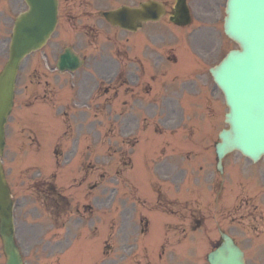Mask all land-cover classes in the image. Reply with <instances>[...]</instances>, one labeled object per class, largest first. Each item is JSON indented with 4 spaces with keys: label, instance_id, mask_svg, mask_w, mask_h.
I'll return each instance as SVG.
<instances>
[{
    "label": "rangeland",
    "instance_id": "rangeland-1",
    "mask_svg": "<svg viewBox=\"0 0 264 264\" xmlns=\"http://www.w3.org/2000/svg\"><path fill=\"white\" fill-rule=\"evenodd\" d=\"M86 1L85 8L89 9L88 5L91 3H88V0ZM140 0H109L103 4L100 8H107V7H115L120 3L124 2H138ZM168 4L173 3V0H165ZM200 0H194L195 10L194 15L196 16V20L193 21V24L188 27H182V26H176V25H170L168 18H164L160 24H156L153 26H147L146 29L149 30V33L147 30H143L140 32L136 38L138 41H141L145 39L143 51L140 52V55L143 57L142 65L147 70H151L153 68L154 61L158 62L160 59L161 51L165 49V55L169 54L172 60H177V55L179 60L175 63H172L170 65V68H168V71L171 69L172 72L176 73L179 76L177 81L174 82V85L177 87H181L183 85V78H191L190 76H186L188 73H190V67L194 64V60L191 59V56L195 58V60L198 61V64L194 65V68L192 69L193 72H196L197 70H207L214 64H216L222 56L227 52L228 49L235 47V44L229 40L224 32L222 27V21L224 16L223 11V2L224 0H217L218 3L221 5V7H215V10L210 9V7L205 6L207 2L210 3L216 2V0H205V2H199ZM63 2V12L61 17V23L53 35V38L50 42L49 47L47 50L43 52L36 53L32 55L21 68V72L19 75V80L17 84V96H16V111L14 113L13 119L11 124L8 126L7 129V136L9 137V146L7 154L5 155V166L7 170L12 169L13 172L18 173L17 181L13 180V190L15 191V195L17 198H19L20 202L24 201L25 203V211H22L21 208H18V219L21 218L22 220H25L26 223L23 224L22 228V222L19 221L18 227L21 228V231L18 233V241H21L23 244L24 252H25V258L27 264H46L47 259H52L49 264H54L56 261H60V258L57 259L56 256L59 254L61 255V247L60 246H53V247H47L44 250H42L45 247V244L42 243L43 238H45L46 244L48 242L54 244L51 242L52 240L55 241V237H59L61 235V232L58 227L55 228V225L53 224V220L55 217H51V215L47 214V211H45L44 208H36L38 210H33L31 203L35 201V197L32 198V195L29 191H27V186L30 185L29 178L26 176V172H24V169L29 165V162H26L25 160L17 159V155L20 154V150L17 151L15 155V162L12 165L11 164V158L13 154V148L14 146L22 145L23 140L24 144H26V140L23 136L20 137L19 141H16L17 138L20 135H25L27 133V128L24 127L26 125V122H23L25 113L30 110V108L33 107L35 103H42L48 101L47 99L52 98L53 100H60L64 105L68 104L70 99L73 97L72 90L73 88H77V83H75L74 78L80 77L83 71H80L76 75L72 74H59L54 73L53 71H50V69L47 67L45 68V61L47 60L50 65H53L56 62V59L58 57V54L62 51L64 46L72 43L76 49L81 50L82 54H94V53H106V54H114L117 57L120 56L121 52L125 49V41L124 38L121 41H118L116 43L111 42V36H114L113 31H110L106 23H98L95 21V15L99 16L97 13H77V3L75 0H62ZM88 3V4H87ZM203 3L204 6H203ZM211 4V5H212ZM199 5V8H198ZM26 8L25 3L23 0H0V10L2 11V15H0V70L4 63L7 60L8 57V44H9V38L10 33L12 30V21L14 20L15 16L22 10ZM214 8V6H213ZM83 14L91 15L94 17L93 21L95 22H88L87 18H82L81 16ZM74 15L76 17H74ZM205 16V17H203ZM5 19L7 24H4L2 19ZM95 27L98 31L101 32L99 35L91 36L90 33L86 35L84 34L83 30L88 29V27ZM158 27L159 30L154 31L151 35L150 32H152V29L149 28ZM161 30V31H160ZM192 32V33H191ZM191 33V34H190ZM148 35V36H147ZM191 35V36H190ZM110 36V38L108 37ZM126 36V35H125ZM153 42L154 44H152ZM132 49H139L141 48V45H132L130 44ZM155 45L156 50L152 49V46ZM181 47H183L181 49ZM177 48H179L180 53L177 54ZM220 48V49H219ZM163 49V50H162ZM146 52V53H144ZM132 55V51H130ZM191 56H190V55ZM166 57V56H165ZM164 61V57H163ZM168 64V63H167ZM139 67H141L140 64H138ZM166 65V63H164ZM52 67V68H53ZM131 68L135 69V65L130 66ZM160 67H163V64L160 65ZM91 69L92 68V61L90 60V66L88 64L84 69ZM156 71L159 70V67H155ZM158 73V72H156ZM94 79H100V77L96 76ZM79 80V79H78ZM94 82V80L92 79ZM120 81V80H119ZM117 81V84H122V82ZM195 81L199 83L200 87L202 88V85H205L207 88H204L203 90L208 93H205L203 91V94L201 91L198 90L196 87H191L192 90L190 92V106L182 104V108L184 111V116L186 117V122H195L194 125H197V127H194V135L197 139V142L195 143V140L192 138L191 143L199 144V145H205V141L211 140L213 138V133H215V139L212 141H217L216 134L218 131L225 127V123L223 121L224 114L227 111V107L224 101V97L221 93V91L217 88H215L214 82L211 78V75L207 72L206 74L201 71V76L197 75L195 78ZM209 86V87H208ZM47 87V89H45ZM214 87V89H213ZM72 88V90H71ZM138 91V88H135ZM141 89V88H140ZM65 91H69L67 95H63ZM214 91V95L212 94ZM47 99H46V94ZM206 94V95H205ZM183 95V94H182ZM204 96L203 104L206 111V116H200L199 110L196 108H193V101L191 97L195 100H198V98L201 100V98ZM51 99V100H52ZM119 100V97L117 101ZM183 100V99H182ZM198 103V102H197ZM173 104V102H172ZM180 104L175 103V113L177 121L181 118L183 115L181 113L182 109H178ZM38 109H40L42 113V117L44 118L45 122L48 124L49 122L52 124L56 123V118L53 115L52 111H47L46 107L37 106ZM35 109V108H34ZM133 111L136 110V108L132 109ZM35 112H38L37 109H35ZM56 112V109H55ZM32 113V112H31ZM32 115V114H31ZM114 116V114H112ZM38 122L41 121V118H36ZM211 120V121H209ZM30 121H34V119L30 116ZM19 124V126H18ZM40 125V124H39ZM185 125L182 126L180 130H178L177 135H180L182 131H186ZM115 132H117L115 130ZM116 136L115 134H113ZM117 137V136H116ZM152 137V136H151ZM187 136L183 134V139H185ZM186 140V139H185ZM187 141V140H186ZM188 142V141H187ZM188 144L187 146L178 147L182 148L183 150H190L189 147L195 148L193 144ZM118 144V142H117ZM209 144V143H208ZM180 146V144H179ZM209 149L212 150L213 146L208 145ZM120 148L119 145L115 146ZM51 148V146H50ZM201 153H205L204 150L200 151ZM112 153V152H111ZM24 154V152L22 153ZM234 155L231 156V158H235L234 161H240L243 165L247 166H253L247 159H244L241 157L238 153H233ZM214 156L213 152H207L202 157L198 158V162L196 164H207V165H213L211 159ZM112 161H119L117 158L113 157L112 154ZM102 160L96 161V172H95V179L99 178L98 172H100L99 167L101 168V171L103 170ZM176 168L174 169L175 175H179L178 169L179 167H182L184 169L185 165H182L179 163V161L176 160ZM12 165V166H11ZM215 165V162H214ZM260 166L264 167V158H262V161L259 163ZM188 166V165H187ZM190 168V167H189ZM239 166L234 164L232 161H226L225 164V170L227 174L228 182L230 183L229 186L226 184L225 186V193L223 197V201L219 206H203L202 208L205 211L204 217L207 220V223L212 225L211 218L215 216L216 219L220 220L222 225L227 228L228 230H231L236 233L239 241L241 244L246 247L247 249V255H248V263L249 264H264L263 257L258 254V249L262 250L264 248V217L261 218V221L258 220L253 214H251L250 209H247V205H241L239 207L238 204H240L241 200L243 198H250L252 196L251 189L249 190V186L253 184L254 181H256V178L249 177L250 173L246 175L245 177H241L240 180H235V178L239 174ZM191 174L193 177L196 175L195 169H190ZM261 171L263 168L260 169ZM129 171V172H127ZM126 175L130 177L135 182H142L147 183L145 181L146 178V172L144 168H141L140 164H137L133 169L127 170ZM210 175L208 177V172L203 173L202 180H204L206 183V186L211 185L212 182L215 180H218V174L215 173L214 168L212 167L210 169ZM189 174H185V180L188 177ZM208 177V179H207ZM253 179V181L247 182V178ZM235 180V181H234ZM197 180H194L196 182ZM234 181V182H233ZM23 182L25 186L23 185ZM185 182V181H184ZM183 181L179 182L181 185L178 187L182 188ZM178 184V183H176ZM234 184L236 188H234ZM138 190L143 193L144 195H149V188L141 185L140 183H137ZM230 185H232V188L230 189ZM203 188V187H201ZM210 190V189H209ZM177 192H180L179 190H176ZM212 191V188H211ZM236 191V192H235ZM109 192V190H108ZM108 192L106 194H108ZM233 192L235 194H233ZM83 197L82 201H86L87 198ZM185 189L182 190L181 197L184 198L186 196L194 198V194H185ZM232 193L230 196H227V194ZM256 193V190L253 192ZM101 196L105 195L104 193H100ZM211 193L210 195H212ZM203 195L207 196V190L206 187L203 190ZM214 195V194H213ZM212 195V196H213ZM227 196V197H226ZM150 198H153V196H150ZM192 198V199H193ZM210 198V197H209ZM214 199V198H213ZM154 199H151V202L153 203ZM40 202V201H39ZM41 203V202H40ZM199 203V202H198ZM254 204L259 206L258 209V215L260 213L264 216V206H260L259 202L257 200L254 201ZM101 211L105 209L104 204L100 205ZM179 209H177V212L181 213V215L189 214L186 209H183V206H177ZM192 209L195 211L199 210L200 205L194 204L191 205ZM115 208V209H114ZM240 208V210H238ZM113 212L118 213V210H116V206L113 207ZM112 210V206H111ZM166 210V208H165ZM146 212H149V209L145 210ZM167 211V210H166ZM27 212V214L30 215L27 218L28 221H26L25 216H23L21 213ZM112 212V213H113ZM141 212V210H140ZM170 212V211H168ZM202 212V211H201ZM200 212V213H201ZM42 213L46 216L43 218L41 217ZM98 214V212H96ZM199 214V213H196ZM202 214V213H201ZM119 215V214H118ZM141 213L136 215V219L141 218ZM53 219V220H52ZM117 219L120 221V217L117 216ZM102 222L103 220L100 219ZM187 222L189 220H184L182 222L181 226L188 227ZM42 224L44 225L45 231L41 233ZM81 224V223H80ZM119 222L116 220H112L111 218V239H107L104 243V253L106 261L102 264H144L145 260L142 259V256L140 254H137V260H131L132 258L128 256V253L125 251L128 244L127 243H134L132 236L134 234L132 227L126 230L125 227L121 230V227L119 228ZM152 233L149 236L143 237L141 240V245L144 247H147L148 250H151L154 244L158 241L161 233V227L158 222V218L154 219L152 224ZM255 228V230H253ZM137 230V229H135ZM181 231L178 232L177 235L173 237V243L172 248L175 247L176 251L172 252V248L169 253V259L172 261L175 259L176 264H205V261L203 259L202 263V256H203V250H199L195 248L192 244L193 241L191 239H188L185 243V232ZM46 233V235H45ZM23 235V238H22ZM47 238L49 240L47 241ZM107 238V237H106ZM110 238V237H109ZM127 242V243H126ZM167 236H164L161 239L160 244H167ZM183 243V244H182ZM262 243V244H260ZM31 244L34 248V253L31 252ZM81 246H83L80 243ZM38 250V252L36 251ZM111 250V259H108L109 257V251ZM179 250V251H178ZM40 251V252H39ZM106 251H108L106 255ZM178 251V253H176ZM50 252V253H49ZM79 250H75V254H77ZM102 253V250H99L98 255ZM264 254V252L262 253ZM128 256V257H127ZM139 258V259H138ZM204 258V257H203ZM98 261L101 260V257L97 259ZM111 260V261H109ZM6 258L2 250V241L0 238V264H5ZM128 261V262H127ZM171 261V262H172ZM100 264V263H99ZM158 264V263H155Z\"/></svg>",
    "mask_w": 264,
    "mask_h": 264
},
{
    "label": "water",
    "instance_id": "water-1",
    "mask_svg": "<svg viewBox=\"0 0 264 264\" xmlns=\"http://www.w3.org/2000/svg\"><path fill=\"white\" fill-rule=\"evenodd\" d=\"M29 9L15 22L10 57L0 73V234L6 264H23L14 240L13 198L1 162L5 147V123L14 104L15 83L23 58L46 43L58 20V0H25ZM164 12L162 4L148 2L140 8L122 7L110 12L108 18L116 24L135 27L147 19H158ZM187 23L190 14L186 0H178L173 18ZM226 32L240 49L232 50L220 65L212 69L223 89L230 112V129L221 133L218 152L239 149L255 159L264 153V0H229ZM62 68L76 69L77 56L66 53L59 63ZM224 245L210 255L211 264H245L243 251L224 236Z\"/></svg>",
    "mask_w": 264,
    "mask_h": 264
},
{
    "label": "flooded vegetation",
    "instance_id": "flooded-vegetation-1",
    "mask_svg": "<svg viewBox=\"0 0 264 264\" xmlns=\"http://www.w3.org/2000/svg\"><path fill=\"white\" fill-rule=\"evenodd\" d=\"M103 56V55H102ZM94 66L96 67H101V72H106V65H110L109 64V60L106 59L105 57H101V58H97L94 57ZM139 78V76H138ZM143 88L146 90L145 92H149L151 87L148 85H144ZM87 89H90V86L87 87ZM97 89L103 93H107L110 90L109 86H104V85H98ZM126 92L128 93L129 91L126 90ZM132 96L131 98H133L134 102H137L139 97L137 96V94H135L134 92H132ZM110 98H105L104 99V106L105 108L108 107V101ZM125 105H129L128 101L124 102ZM73 120L75 122V124L78 125V132H76L75 134L72 133L71 134V142L69 144V148H68V153H65L63 151L58 153L59 157H63L65 158L63 161L59 160V164L62 162H70L71 159H74L76 157L79 158V167L82 168L85 172L89 173L91 168L93 167L92 165V159L95 156V148H94V141L95 138L93 135H91L89 132L87 133H83L81 132V130H83V126L85 124L88 125H93L94 121L93 120H88L87 116H86V112L85 111H80V113L78 115L75 114V116L73 117ZM72 156V157H71ZM42 185L44 186V188H42V190H48L51 189L52 191L57 192V187L53 184V183H49L48 181H43ZM58 193V192H57ZM53 201L55 202L57 208L59 210L63 209V198L60 197H54ZM257 208V207H256Z\"/></svg>",
    "mask_w": 264,
    "mask_h": 264
}]
</instances>
